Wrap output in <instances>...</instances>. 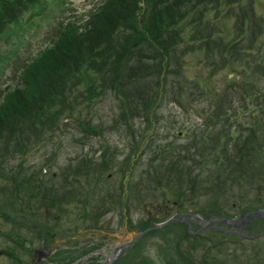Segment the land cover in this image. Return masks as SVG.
<instances>
[{"label":"rangeland","instance_id":"1","mask_svg":"<svg viewBox=\"0 0 264 264\" xmlns=\"http://www.w3.org/2000/svg\"><path fill=\"white\" fill-rule=\"evenodd\" d=\"M100 1H45L36 9L22 13L16 31L0 40V103L7 90L24 86L23 65L52 43L57 26L68 20L81 21ZM139 3L144 4L142 0ZM218 8L221 10L216 12L211 6L198 4L179 22L182 38L169 53L170 66L163 73V88L157 84L162 74L155 71L145 72L137 80L125 78L121 85L115 72L108 74L92 68L78 73L82 78L76 75L67 81L73 86L66 97L68 104L58 116L55 111L52 117L51 113L44 115L42 126L34 131L37 133L27 128L32 126L33 120L20 111L18 125L23 129L13 133L11 145L22 140L24 147L14 151L16 147L10 146L8 154L0 156V166H6L7 171L13 170L23 192L30 194L31 189L23 181L26 168L30 171L26 176L41 177L47 188L52 185L45 194L48 200L32 198L28 202L29 197L26 200L16 198L18 205L23 207L31 204L34 210L43 209V212L47 207L50 215L46 219L52 229L47 236H39L26 225L37 220L42 222V215L19 216L18 210L3 202L8 194L0 193V214H7L0 215V249L4 250L0 264H39L35 261L36 248L52 251L41 256V264H106L113 247L141 231L137 223L142 218L147 219V210L155 213L156 224L183 212L203 219L204 214L213 212L211 201L205 200L212 195L198 194L180 211L170 200L166 208H149L161 197L157 190L151 191V185L147 186L150 172L145 169L149 160L163 148L168 151L163 153L164 160L170 157L175 160L176 149L169 145L181 148L188 144V139L200 145L199 133L207 128L208 117L216 107L211 96L223 85L220 83L225 76L229 79L234 74L229 76V67L220 62L232 61L233 57L228 48L221 58V41L225 46L236 41L239 47L252 44L254 48H261L264 44V0H240L229 5L222 0ZM187 44L193 47L187 49ZM97 59L98 63L102 61ZM151 63L156 61L144 58L143 69L151 70ZM132 65L137 66V62ZM201 87L203 92L199 90ZM89 92L95 95L86 97ZM143 101H147L146 106ZM53 110L54 107L51 112ZM208 127L215 128L211 124ZM214 136L215 132L210 133L209 139ZM82 166V171L76 172V168ZM36 183L38 185L40 179ZM79 185L87 191L84 198L69 197L66 188ZM111 192H115V196ZM126 192L132 195L121 209L119 207L124 205L120 202ZM137 192L145 198L138 205L135 204ZM49 195H55L56 199ZM233 199L229 196L230 201ZM80 202L86 207L83 215L78 214ZM229 211L239 216L237 210ZM178 222L173 220L146 232L122 249L112 264H142L145 260H151L149 264H167L171 259L167 253L176 251L178 254L176 248L181 253L191 251L196 262L206 251L216 264H245L249 258L251 262L247 264H264V234L246 237L263 231L259 221L252 224L255 230L243 229L223 241H219L221 233L216 231L214 238L203 240L200 237L199 241L190 242L183 241ZM193 228L203 235L210 231L206 223L201 226L196 223ZM254 254L261 257L257 262ZM179 257L176 263L183 264Z\"/></svg>","mask_w":264,"mask_h":264},{"label":"trees","instance_id":"2","mask_svg":"<svg viewBox=\"0 0 264 264\" xmlns=\"http://www.w3.org/2000/svg\"><path fill=\"white\" fill-rule=\"evenodd\" d=\"M45 1L53 0H0V40L16 31L20 26L19 21L23 12L32 11ZM142 1L144 4L141 6L139 3L141 0H101L98 6H95L81 21L68 20L57 26L52 43L23 65L21 77L23 76L24 86H17L13 91L7 90L4 101L0 103V156L8 154L10 146L16 147L14 151L24 147L21 144L22 140L11 145L13 133L20 128L23 129L18 125L20 111L28 116L29 120H33L32 126L27 128L29 130L32 128V132L37 133L34 131L42 126L44 115L51 113L50 117H52L51 115H55L54 111L57 116L63 112L64 105L68 104L66 97L73 87L68 85L67 81L69 82V79L76 75L81 77L78 73L82 74L83 71L92 68H98L97 71L104 70L106 73L115 72L119 78L118 82L123 85L125 78L137 80L136 78L139 79L138 76L145 72L155 71L159 75L162 74V77L158 75L160 78L157 84L158 87L163 88V73L170 66L169 53L182 38L179 35V22L186 19L187 15L201 3L203 6H211L217 10L216 12L220 11L218 6L222 0ZM224 1L229 5L240 0ZM199 16L201 14L197 17ZM190 38L195 39L194 36ZM262 46L264 47V44ZM262 46L254 48L252 44H247L246 47H239L236 41H231L225 46L224 41H221L219 45L222 50L221 58L224 57V50L228 48L233 57L232 61L225 59L224 62L221 60L220 62L222 66L229 67V71L234 73L233 77L228 79L225 76L224 82L220 83L223 85L211 96L216 107H213L208 117L210 122L206 124L207 128L199 133L200 139L197 140L200 145L190 143L188 139V144L181 148L169 145L176 149L175 160L172 157L164 160L163 153L167 151L165 148L149 160L145 169L150 172V176L147 177V183L150 184L147 186L151 185V191L157 190L161 197L153 203L154 205L151 203L149 208L151 206H154V209L166 208L170 200L180 211L184 209L185 204L192 202L197 194L212 195L210 198H205L211 201L214 208L212 213L203 215L206 219L213 215L232 218L235 214L229 210H237L238 215H243L253 209L264 207V50ZM192 47L187 44V49ZM242 53L245 54L240 55ZM97 57L102 61L98 63ZM144 58L156 61L151 63V70L143 69ZM135 61L137 66L133 67L132 63ZM199 90L202 91V87ZM94 95V92H89L86 97ZM153 101L154 99L151 100ZM146 103L147 101H143L144 106L147 105ZM52 107L55 110L51 112ZM210 124L215 128L208 129ZM213 132H215L214 139H209V134ZM82 169L83 166L77 167L76 172ZM7 170L6 166H0V193L8 194V199L3 202L18 210L16 213L21 217L27 214L42 215V222L36 219V223L33 221L32 225L27 223L26 226L28 228L31 226L30 228L41 237L47 236L46 234L52 229L49 220L46 219L50 215L49 209L44 208L46 209L44 212L43 209L34 210L31 204L23 207L18 205L16 198L26 200L29 197L28 202L32 198L48 200L45 194L52 185L47 188L46 182L44 183L41 177L37 185L39 179L33 177L34 175L26 176V173L30 172L26 168L23 181L31 188L29 194L20 188V183L17 182L19 177L14 175L13 170L10 169V172ZM66 189L69 197L84 198L87 194L82 186ZM130 193L126 192L124 200L120 202L124 206L119 208L122 209L128 203L129 196L132 195ZM110 194L115 196V192ZM136 194L135 204L145 201L144 195L138 192ZM54 196L52 195L51 198L55 200ZM229 196L234 199L230 201ZM78 206V214H85L86 207H83L81 202ZM95 208L100 209V207ZM0 215L7 216L5 212H1ZM147 215V219L142 218L138 221V229L143 230L156 224L153 220L155 213H149L147 210ZM216 221L219 225H224L223 221ZM258 221L264 226V220L258 219ZM256 222H250L248 228H253L252 224ZM178 224L181 226L184 242L199 241L200 237L203 240L211 239L217 232L221 233L222 239L219 241L235 235L229 230L228 225H224V230L210 228L209 233L203 235L198 232L188 233L186 224L181 222ZM191 227L192 229L196 227V222L193 220ZM176 250L178 254L169 249L171 254L169 252L167 254L171 259L167 260V264H177L178 255H180L179 262L183 264H216L217 262L211 261L209 257L213 256L206 251L205 255L201 256V260L196 262L191 251L181 253L179 248ZM10 254L12 256V253ZM254 256L256 262L261 258L259 254ZM250 260L249 258L245 264L251 262ZM150 261L145 260L142 264H149Z\"/></svg>","mask_w":264,"mask_h":264},{"label":"water","instance_id":"3","mask_svg":"<svg viewBox=\"0 0 264 264\" xmlns=\"http://www.w3.org/2000/svg\"><path fill=\"white\" fill-rule=\"evenodd\" d=\"M231 74H229V76H231ZM213 218L215 217H210L208 219H202L201 217H198L197 215H194L193 213H181V214H177V215H172L169 216V218L165 219L164 221L160 222L159 224H155L149 227H146L145 229L137 232L136 234H131L130 238H128L126 241L118 244V246L116 245L115 247H113V250L111 251V256H110V260H108V262L106 264H112L114 260L117 259V257L119 256L120 252L122 251V249H124L126 246L130 245L132 242H134L136 239H138L139 237H142V235H144L146 232L160 228L162 226H166L168 223H170L173 220H178L182 223L185 224H190L189 221L190 220H194L198 223V225H203L205 223H208L210 221L213 220ZM220 220L224 221L225 223H229V224H235V223H240V227L245 225L247 222L251 221L254 218H262L264 219V208L262 209H254L252 211H248L246 213H243V216L237 217V218H225V217H217ZM223 228V227H220ZM188 231L190 232V228L188 227ZM263 233H260L259 235H262ZM34 255L36 256V262L37 263H42L41 261V255H48L50 253H52V251H47V250H43V249H35L34 250ZM4 254V250H0V255Z\"/></svg>","mask_w":264,"mask_h":264},{"label":"flooded vegetation","instance_id":"4","mask_svg":"<svg viewBox=\"0 0 264 264\" xmlns=\"http://www.w3.org/2000/svg\"><path fill=\"white\" fill-rule=\"evenodd\" d=\"M227 225H229V224H227ZM230 227L233 229V230L231 229V231L234 232V231H235L234 229H237V231H238V230L241 231L242 229H245L246 226H244V227H243V226L240 227V223L238 222V223H235V224L233 223V225H230ZM42 249H43V248H42ZM43 250H46V249H43ZM41 256H43V255H41ZM35 259H36V258H35ZM41 260H42V259H41ZM39 264H41V263H39Z\"/></svg>","mask_w":264,"mask_h":264}]
</instances>
